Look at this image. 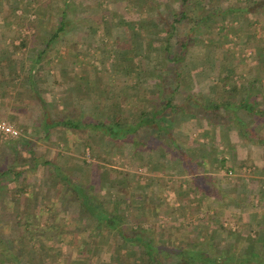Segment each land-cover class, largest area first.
<instances>
[{"label": "rangeland", "instance_id": "rangeland-1", "mask_svg": "<svg viewBox=\"0 0 264 264\" xmlns=\"http://www.w3.org/2000/svg\"><path fill=\"white\" fill-rule=\"evenodd\" d=\"M254 1L205 0L203 9H195L199 5L192 0L194 9L184 7L186 13L192 10L198 18L202 12L212 16L188 40L182 55L186 63L182 73L186 75L173 104L189 95L209 104L222 97V78L229 75L239 88L234 97L239 101L248 97L258 108L264 105V19L257 21L259 12L242 13L240 17L222 12L247 8ZM63 5L68 10L64 31L49 45L50 53L43 56L47 64L43 62L39 69L43 77L47 76L44 72H53L56 85L63 83L72 90L62 76V62L69 70L72 64L77 66L78 96L71 101L59 92L54 97L45 95L49 118L108 121L119 112L130 116L132 107L141 109L162 101L156 74L162 70L168 77L170 72L165 63L161 64L164 50L160 43L167 44V36L173 47L176 39L182 40L188 32L183 23L176 25L175 33L170 27L167 31L163 15L178 13L181 0H0L1 51L6 53L11 46H19L17 56L21 62L33 61L31 50L37 52L49 43L58 28ZM11 8H17L16 16L25 15V19L6 20ZM214 10L223 14H211ZM244 46L245 51L241 49ZM167 81L171 82L170 78ZM197 107L189 102V110ZM28 108L29 123L34 119L29 130L0 110V118L20 132L17 139L0 135V168L21 152L24 140L31 142L36 155L43 158L32 173L29 187L21 192L11 177L0 179V254L4 246L10 255L21 257L14 263L13 258L0 256V264H114L118 253L109 252L110 238L105 230L101 229L99 236L91 234L96 222L81 218L71 193L60 184L52 165L91 191L96 185L106 209L113 203H124L122 213L129 218L128 228L141 225L156 244L200 248L213 255L232 250L241 254L247 236L257 235L249 213L264 207V161L259 146L238 136L236 124L206 123L186 111L175 116V136L186 152L203 161L199 174L211 179L208 186L215 191L200 194L195 192L190 176L179 171L181 165L168 151V142L159 151L134 152L130 145H114L87 130L56 126L47 132L43 127L45 112L39 104L35 102ZM235 115L264 138L263 123L253 122L239 111ZM135 116L134 111L132 118ZM87 141L94 147V157L88 148L86 155L81 153ZM99 154L106 163L96 158ZM44 160L51 165L44 167ZM213 186L219 189L217 193ZM136 212L148 213L149 219L142 215V223H135L132 215ZM27 216H31L30 230H35L32 235L24 225ZM237 238L239 247L233 244ZM122 254H134L138 264L146 258L142 250L128 247ZM106 258L108 263L103 261Z\"/></svg>", "mask_w": 264, "mask_h": 264}, {"label": "trees", "instance_id": "trees-1", "mask_svg": "<svg viewBox=\"0 0 264 264\" xmlns=\"http://www.w3.org/2000/svg\"><path fill=\"white\" fill-rule=\"evenodd\" d=\"M190 1L192 0H181V7L178 13L171 12L170 14L166 13L163 15V25H165V29L168 27L166 29L167 31L170 27L175 33L178 29L176 25L183 23L182 25L188 28V32L182 40L176 39L173 47H171V38L167 36L165 40L167 44L163 42L160 43L163 48L162 50H164L162 54L163 61L161 64L163 65L165 63L166 65L164 64V66L170 68V70L167 68L168 73L170 72L168 77L164 76L165 74L162 70L156 74L160 83V90L158 91L162 98L160 103H154L141 109H133L132 107L133 110H130V116L123 115L122 112H119L114 114L108 121H96L94 119L92 120L90 118L83 117L77 119L60 117L57 120H52L42 107L45 112L43 119L44 131L47 130L48 132L56 126L68 127L73 130H79V132L87 130L90 133L104 136L114 145H130L132 146L134 152H146L150 150L159 151L164 147V144H167L168 142L170 146V150L168 149V151L174 161L181 165L178 168L179 171L187 173V176H190L191 180L194 182L195 192L200 194H206L208 192V194H210L215 191L211 192V188L208 186L211 179H209L208 176H202L199 174V171L202 170L203 161L200 158L195 159L193 155L186 152L185 148L182 147L184 144H182L175 136L172 126L176 115H182L186 111L190 117L194 119L201 118V120L206 123L222 121L228 125L231 123L236 124V129H238L243 140L262 148V158L264 161V138L254 133V131L248 128L249 126H247L246 123L242 120H238L235 115V112L239 111L243 116L252 119L253 122L264 123V110L258 108L256 104L248 100V97L242 98L240 101L234 97V95L239 91V88L238 84L232 80V77H229V75H225L222 78V97L220 96L218 98H214L209 104H205L201 98L193 95L185 97L183 100L184 102L181 101L179 104L175 105L172 103V100L178 95V92L182 87V82L184 81V76L186 75L182 73V67L186 64L182 55L189 44L188 40L196 29L202 28L205 21L209 20L212 16L210 14L203 15L202 12V16L200 15L198 18L191 13L192 10H189V13H186L184 10L186 5L194 9V4H191ZM194 1L199 5L195 6V9H198L199 7L203 9L206 5L205 0ZM64 5L61 12L58 13L60 17L58 21V28L50 36L47 46L55 42L64 31L66 25L65 20L67 19L68 13V10ZM10 11L11 13L9 18H6V20H16L19 22L25 19V15L16 16L15 13L17 12V8H11ZM222 12L231 13L238 17H240L242 13L259 12L260 15L257 21L260 22V18L264 19V0H256L253 2V5L247 6V8H229L223 10ZM223 13H220L219 10L211 12V14L217 15ZM228 29L229 28L225 27L222 28V30ZM169 36L172 37L171 33ZM20 45H24V42L21 41ZM245 46L244 48H241L244 51L246 50ZM13 49V52H17L20 48L19 46H13ZM148 53L149 52H145L144 55L147 54L149 56ZM210 53L211 52H208L207 54L210 55ZM2 54L5 56V53H3L0 49V56H2ZM5 57V59L0 60V78H2L5 74L9 79H11L12 75H8L7 73L15 69V67L22 69V62L17 55ZM35 67L36 66H34V68ZM167 78H170L171 82H168ZM226 87H228V89ZM152 91L154 92L155 88H153ZM4 97H7L6 94L3 98ZM190 101L198 106L197 110L188 109ZM134 111L136 116L132 118V113ZM21 146H23L21 152L13 156L10 162L4 164L0 168V179L6 180L8 176L9 178L11 177V181L14 182V185L20 192L23 191L24 188H27V186L29 187V181L32 178V173H34L38 161L43 160L42 157L36 155V150L31 142H25L24 140ZM85 148H88L90 150V156H93L94 147L90 142L87 141L85 146L82 147L81 153L83 155H86ZM96 158L99 161L106 163L104 162L102 154L97 155ZM42 165L47 167L51 164L49 161L44 160ZM52 166L55 168L54 172L60 184L66 187L69 193H71L72 202L78 206V213L81 218L92 219L96 222V225L91 228L93 230L91 234L99 236L101 234L100 230H105L106 237L110 238L111 246L109 248V252L114 251L118 253L117 257L113 259L114 264H124V262L125 264L139 263L134 254L133 256L129 255V257L122 254L124 248L127 247L129 249L142 250L146 258H144V262H140V264H264V258L246 255L238 256L233 252L213 255L207 250L200 248L169 247L156 244L153 238L147 236V233L144 232L145 229L141 225L136 227L130 226V228H128V223L130 222L129 218L127 215L122 213V208L126 206L124 203L121 202V204H118L116 202L111 205L109 210L106 209L102 206L101 199L97 193L98 188L96 185H93L94 190L91 191V188H88L85 184L74 181L65 173L60 172L61 170L58 167H54V165ZM213 188L217 193L219 189L216 186H213ZM147 214L148 213L146 212H136L132 215V219H135L133 220L135 223H142V220L139 218H142L143 216L145 217L146 215V218L149 219ZM30 217L31 216H27L24 222V225L28 227L29 230L31 228V223L29 222ZM30 233L31 235L34 234L35 230L31 229ZM116 249H118L120 253ZM0 256L5 259L13 258L15 260L14 263H18V260L21 258L20 256L16 257L10 255L9 250L4 246ZM107 260L108 259L106 258L103 261L108 263Z\"/></svg>", "mask_w": 264, "mask_h": 264}, {"label": "crops", "instance_id": "crops-1", "mask_svg": "<svg viewBox=\"0 0 264 264\" xmlns=\"http://www.w3.org/2000/svg\"><path fill=\"white\" fill-rule=\"evenodd\" d=\"M6 39V38H4ZM4 41V40H3ZM8 40L5 42L7 43ZM2 44V41H0ZM4 43V42H3ZM48 43L44 44V46H40L37 52L33 53V50H31V57L35 58L33 61H29V59H25V61H22L23 68H17L9 71L7 74L12 75V78L9 79L8 76L5 74L2 78H0V110H4L8 113H6V117L12 120L14 123L24 126L27 128V130L30 129V127L34 124L33 120L31 123H29V118L27 117V111H28V105L37 103L40 106V109L42 107L45 111H47V105H46V98L45 95L48 97V94H52V97L56 93H61V95H68L71 98V101H73V98L75 95L78 96L77 88L79 84V74L77 70V66H74L72 64L70 70L68 67H66V62H62V72L63 77H66L65 84L72 87V90H68L64 87L63 83L56 85V82L54 81L55 77L52 76L51 71L49 73L44 72V75L47 74V76L43 77V73L40 71L39 66L42 65L44 62L45 65L47 64L44 55L50 53L48 52L49 46H47ZM34 48V47H33ZM13 46H11V50L5 51L3 50V53H5V56H12V55H18L17 52H13ZM3 54L0 56L1 59H5ZM5 57V58H4ZM39 64V65H38ZM34 66H36L34 68ZM17 68V69H16ZM38 68V69H37ZM41 73V74H40ZM55 82V83H50ZM78 83V84H77ZM52 88V89H51ZM69 91V92H68ZM6 98H3L5 96ZM22 94V95H21ZM49 100V99H48ZM51 101V100H50ZM52 102V101H51ZM50 102H48L49 104ZM44 105V106H43ZM264 110V105L260 107ZM48 115V114H47ZM5 116V115H4ZM30 124V126H29ZM264 124V123H263ZM44 127V126H43ZM252 126H249V129H251ZM257 129V128H255ZM237 134L240 135L238 129ZM250 144V143H249ZM255 146V145H254ZM259 151L262 153V148L258 147ZM262 150V151H261ZM263 210V211H262ZM251 214L250 222L251 224H256V234L253 236H247L246 245L244 251L240 254V252H232L239 254L241 256H253L258 258H264V207L259 209V211H254ZM240 243V240L237 238L233 240L234 245H238ZM239 247V245H238ZM233 248V245H232Z\"/></svg>", "mask_w": 264, "mask_h": 264}, {"label": "built area", "instance_id": "built-area-1", "mask_svg": "<svg viewBox=\"0 0 264 264\" xmlns=\"http://www.w3.org/2000/svg\"><path fill=\"white\" fill-rule=\"evenodd\" d=\"M0 135L5 139H17L20 132L6 120L0 118Z\"/></svg>", "mask_w": 264, "mask_h": 264}]
</instances>
